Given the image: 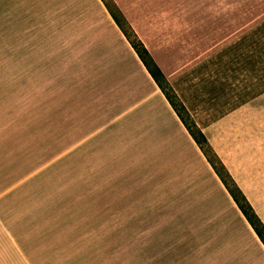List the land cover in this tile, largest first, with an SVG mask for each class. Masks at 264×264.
Segmentation results:
<instances>
[{
    "label": "crops",
    "instance_id": "crops-1",
    "mask_svg": "<svg viewBox=\"0 0 264 264\" xmlns=\"http://www.w3.org/2000/svg\"><path fill=\"white\" fill-rule=\"evenodd\" d=\"M110 2L264 224V92L233 99L215 61L185 59L186 13L168 8L179 0ZM112 11L103 0H0L1 66L79 84L81 130L94 136L81 139L75 209L58 199L56 173L26 167L0 134V264H99L106 226L128 238L129 264H264L263 242Z\"/></svg>",
    "mask_w": 264,
    "mask_h": 264
},
{
    "label": "rangeland",
    "instance_id": "rangeland-1",
    "mask_svg": "<svg viewBox=\"0 0 264 264\" xmlns=\"http://www.w3.org/2000/svg\"><path fill=\"white\" fill-rule=\"evenodd\" d=\"M108 1V6L120 18L122 28L131 30L142 42L114 4ZM173 7L179 13H186L184 20L177 19L178 27L184 32L191 31L179 36L182 44L188 45L181 54L192 55L185 59L194 56L195 59L215 61L218 75H223L225 83L232 87L233 99H244L259 90L264 92V0H184L181 3L179 0L176 5L170 2L169 10ZM19 69V75H22ZM16 73L15 68H5L0 62V134L10 143L11 152L25 158L26 167L46 166L42 171L55 172L58 199L67 196L75 209L80 208L81 139L87 135L89 140L94 139L93 132L81 130L84 126L80 118V85L64 80L37 82L41 78L20 77ZM208 148L205 150L214 162L218 161L216 168L223 173L224 164L209 143ZM52 157L55 160L45 164ZM232 182L237 186L234 180ZM89 219H95V213H89ZM103 230L104 242H99L97 250L99 255L102 254L97 262L129 264L128 238L117 241L111 227L106 226ZM124 233L127 234V229Z\"/></svg>",
    "mask_w": 264,
    "mask_h": 264
},
{
    "label": "trees",
    "instance_id": "trees-1",
    "mask_svg": "<svg viewBox=\"0 0 264 264\" xmlns=\"http://www.w3.org/2000/svg\"><path fill=\"white\" fill-rule=\"evenodd\" d=\"M103 1L108 6L109 1L108 0H103ZM112 14H114L116 21L120 23L117 15L114 12ZM122 30L125 36L127 37L128 41L130 42V44L138 54L139 58L141 59V61L143 62V64L145 65V67L147 68V70L149 71V73L157 83V85L160 87L161 91L164 93L167 100L169 101L173 109L176 111L178 116L180 117L181 121L184 123L185 127L189 131L192 138L195 140V142L200 147V149L202 150V152L204 153V155L206 156V158L208 159V161L210 162L216 173L219 175L220 179L228 189L229 193L233 197L237 206L239 207V209L241 210L247 221L253 227L254 231L256 232V234L264 244V224L258 218L256 213L253 211L252 207L247 202L240 189L236 185H234V183L232 182V178L230 177L226 169L222 168L223 173H221L216 168V163L218 164V161L215 160L214 162V160L205 150V147L208 148V143H207L208 141L206 139V136L198 128L196 123L192 120L190 114L188 113V111L186 110V108L178 98V96L175 94V92L168 84L162 70L152 59L150 53L143 45V43L134 36L135 34L131 30L126 31L123 28ZM211 155L214 156V153L212 151H211Z\"/></svg>",
    "mask_w": 264,
    "mask_h": 264
}]
</instances>
